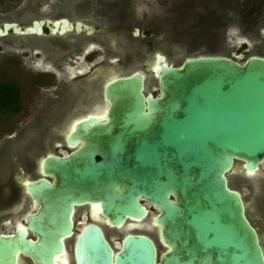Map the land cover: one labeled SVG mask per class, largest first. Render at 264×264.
<instances>
[{"label": "water", "instance_id": "95a60500", "mask_svg": "<svg viewBox=\"0 0 264 264\" xmlns=\"http://www.w3.org/2000/svg\"><path fill=\"white\" fill-rule=\"evenodd\" d=\"M46 22L53 21L35 20L24 31L40 34ZM11 28L23 30L5 22L0 35ZM166 50L145 52L153 56L146 73L107 83L106 119L91 115L70 133L88 136L80 148L44 160L46 172L53 169L60 180L28 183L41 204L28 219L38 238L24 228L0 233V264H17L20 251L37 264H58L55 254L72 233L74 204L93 200L117 226L153 218L168 247L160 251L143 233H129L113 246L99 226L88 225L75 241L79 264H264L249 200L238 184L242 179L258 188L264 176V53L240 60L207 47L183 48L184 59L176 62L171 55L178 49ZM148 77L157 81L158 93L147 87Z\"/></svg>", "mask_w": 264, "mask_h": 264}, {"label": "flooded vegetation", "instance_id": "af4514ba", "mask_svg": "<svg viewBox=\"0 0 264 264\" xmlns=\"http://www.w3.org/2000/svg\"><path fill=\"white\" fill-rule=\"evenodd\" d=\"M248 1L60 0L53 2L50 14H42L40 7H36L30 12L32 17L1 22V26L5 22L19 23L23 30L16 32L11 28L4 36L0 35L4 38L3 45L17 53L12 62L17 64L19 76L10 80L4 73L0 83H14L20 94L17 111L0 114V126L4 120L19 116L16 121L10 119L0 140V233L16 235L18 229L24 228L29 237L38 238L28 219L41 204L32 196L28 183L40 178L59 183L60 177L53 169L49 174L46 172L44 160L48 156L67 157L82 146L83 136L76 139L70 135L78 122L91 115L106 119L110 102L105 87L109 81L135 71L146 73V62L153 56L145 52L151 47L165 51L176 48L177 52L183 48L197 52L207 47L229 54L227 48L237 38L231 30L234 26L257 37L259 27L264 24L263 7L249 8ZM42 19L53 21L41 25L42 33L24 31L25 27H34L35 20ZM64 19L68 25L61 32ZM55 21H60L59 28L52 32L50 26L54 27ZM181 52L171 55V59L182 61ZM147 83L148 88L154 86L152 90L158 93L156 80L148 77ZM72 140L77 141L71 143ZM96 159L101 157L97 155ZM260 181L262 185L252 186L246 198L248 215L258 228L264 247V176ZM143 203L156 211V207L144 200ZM71 217L72 233L63 238L64 251L55 254L58 264H66L60 259L64 255L67 264H79L75 241L88 225L99 226L113 246L129 233H143L153 237L163 249L168 247L153 218H129L125 225L117 226L110 222L97 200L75 203ZM17 264L37 263L20 251Z\"/></svg>", "mask_w": 264, "mask_h": 264}, {"label": "rangeland", "instance_id": "374dc122", "mask_svg": "<svg viewBox=\"0 0 264 264\" xmlns=\"http://www.w3.org/2000/svg\"><path fill=\"white\" fill-rule=\"evenodd\" d=\"M58 1L60 0H0V23L6 20H22L23 17L25 18V16L32 17L30 12H32L36 7H40L42 14H50L52 12L51 10H53V2ZM248 4L249 5L247 7L249 8L253 6H260L263 7L262 9H264V0H249ZM245 26L247 27V24ZM231 30L234 32V34H237V38H233V43H231L227 48V51L230 55L240 60H244L250 54H255L257 52V48L264 51V24L259 27V33H257V37H253L251 31L242 32L240 26H234ZM11 36L13 35H10L9 37ZM3 40L4 38L0 36V80L4 77V73L6 74L5 76H7L10 80H17L19 78L17 64L12 62L15 60V55L17 53L11 51V48H6L3 45ZM153 88L155 87L152 86L151 89ZM18 118L19 116L15 115L9 118V120H4L2 122L0 126L1 141L3 139L2 136L4 137L5 134V127H7L11 121H16ZM243 181L244 183H242ZM238 184L242 190L241 192H243L245 196H248L252 189L251 183L242 179H238ZM115 243L118 246L120 244V240L118 239ZM162 250L163 248L160 247V251Z\"/></svg>", "mask_w": 264, "mask_h": 264}, {"label": "trees", "instance_id": "16d2710c", "mask_svg": "<svg viewBox=\"0 0 264 264\" xmlns=\"http://www.w3.org/2000/svg\"><path fill=\"white\" fill-rule=\"evenodd\" d=\"M20 94L14 83H0V114L4 111L16 112Z\"/></svg>", "mask_w": 264, "mask_h": 264}, {"label": "bare ground", "instance_id": "6f19581e", "mask_svg": "<svg viewBox=\"0 0 264 264\" xmlns=\"http://www.w3.org/2000/svg\"><path fill=\"white\" fill-rule=\"evenodd\" d=\"M54 34V33H53ZM56 34V33H55ZM57 35V34H56ZM150 56V55H149ZM151 59V58H150ZM141 60V59H140ZM143 62V61H142ZM120 69V68H119ZM123 70V69H122ZM117 71H119V70H117ZM108 72V71H107ZM122 72V71H121ZM115 73V72H114ZM111 74V73H110ZM106 75V74H105ZM108 75V74H107ZM103 76V75H102ZM113 77H115V76H113ZM106 80H108L107 78H105ZM105 80V81H106ZM101 102V101H100ZM102 102H104V101H102ZM105 104V103H104ZM104 107V106H103ZM98 110H101V107H100V109H98ZM98 110H97V113H98ZM95 112V111H94ZM84 113V112H83ZM148 220V219H147ZM136 222V221H135ZM142 222V221H141ZM133 223H134V221H133ZM145 223V222H144ZM153 223V222H152ZM136 225H138L137 223H136ZM144 225H146V224H144ZM153 225V224H152ZM141 226H143V225H141ZM132 228V227H131ZM134 228V227H133ZM132 228V229H133ZM138 228H140V227H138ZM137 228V229H138ZM145 228V227H144ZM131 230V229H130ZM141 230V229H140ZM145 230H147L146 228H145ZM123 231H124V229H123ZM128 231V230H127ZM128 232H130V231H128ZM125 233V232H124ZM156 235V234H155ZM158 235V234H157ZM120 243H121V241H120ZM162 244V243H161ZM118 246H120V244L118 245ZM60 259H61V261H62V263L64 262V263H68V261H67V258H66V256L64 255V256H62V257H60ZM57 261H58V259H57ZM59 262V261H58Z\"/></svg>", "mask_w": 264, "mask_h": 264}]
</instances>
